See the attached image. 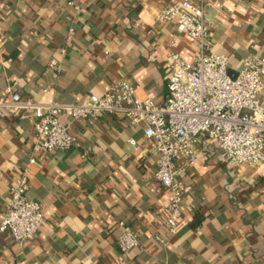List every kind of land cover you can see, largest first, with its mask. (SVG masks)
I'll use <instances>...</instances> for the list:
<instances>
[{"label": "crops", "instance_id": "0c3cea01", "mask_svg": "<svg viewBox=\"0 0 264 264\" xmlns=\"http://www.w3.org/2000/svg\"><path fill=\"white\" fill-rule=\"evenodd\" d=\"M178 1L0 0V97L11 86L37 102L74 103L126 79L140 98L163 103L168 53L191 59L197 50L173 22L156 21ZM191 1L205 3L212 49L229 57L231 72L264 55V0ZM62 121L82 148L36 150L33 117L0 116V214L26 167L27 194L45 209L27 242L0 232V264H264V162L230 168L216 142H203L184 175L185 224L168 237L167 194L142 127L122 115ZM119 221L138 232L139 247L120 251Z\"/></svg>", "mask_w": 264, "mask_h": 264}, {"label": "built area", "instance_id": "2783aa9c", "mask_svg": "<svg viewBox=\"0 0 264 264\" xmlns=\"http://www.w3.org/2000/svg\"><path fill=\"white\" fill-rule=\"evenodd\" d=\"M156 21L173 22L197 49L191 59L176 51L168 53L170 73L163 103L150 97L140 98L138 87L126 79L113 83L101 95L89 94L74 103L37 102L7 86L0 97V116L33 117L34 148L46 152L83 147L70 125L62 121L63 116L78 121L122 115L131 126H141L157 154L156 177L167 194L164 224L167 236L172 237L185 224L184 175L198 159L203 142H216L230 168L264 162V55L245 56L236 76H231L229 57L212 49L204 2L171 3L160 10ZM49 66L58 73L63 70L54 59ZM130 143L137 147L134 139ZM87 153L85 150L84 155ZM30 163H35V159L31 158ZM28 172V167L17 172L10 198L0 214V232H10L19 244L32 239L45 221L43 204L27 194ZM118 227L121 232L117 242L122 253L140 246V236L131 225L119 221ZM156 238L163 244L168 242L167 237Z\"/></svg>", "mask_w": 264, "mask_h": 264}, {"label": "rangeland", "instance_id": "374dc122", "mask_svg": "<svg viewBox=\"0 0 264 264\" xmlns=\"http://www.w3.org/2000/svg\"><path fill=\"white\" fill-rule=\"evenodd\" d=\"M229 73H230V75L233 76V77L236 76V73H233V72L231 73L230 68H229Z\"/></svg>", "mask_w": 264, "mask_h": 264}, {"label": "water", "instance_id": "95a60500", "mask_svg": "<svg viewBox=\"0 0 264 264\" xmlns=\"http://www.w3.org/2000/svg\"><path fill=\"white\" fill-rule=\"evenodd\" d=\"M232 73V72H231Z\"/></svg>", "mask_w": 264, "mask_h": 264}]
</instances>
